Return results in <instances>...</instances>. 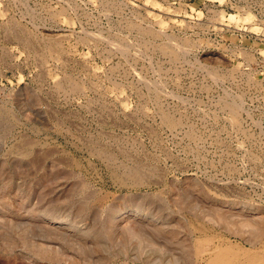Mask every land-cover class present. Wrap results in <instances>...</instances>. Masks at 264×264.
Segmentation results:
<instances>
[{
    "label": "rangeland",
    "instance_id": "1",
    "mask_svg": "<svg viewBox=\"0 0 264 264\" xmlns=\"http://www.w3.org/2000/svg\"><path fill=\"white\" fill-rule=\"evenodd\" d=\"M218 246L264 256V0H0V264Z\"/></svg>",
    "mask_w": 264,
    "mask_h": 264
},
{
    "label": "bare ground",
    "instance_id": "2",
    "mask_svg": "<svg viewBox=\"0 0 264 264\" xmlns=\"http://www.w3.org/2000/svg\"><path fill=\"white\" fill-rule=\"evenodd\" d=\"M138 31V30H137ZM139 32V31H138ZM143 32V31H142ZM148 32V31H147ZM163 32V31H162ZM145 33V32H144ZM143 34V33H142ZM28 40V39H27ZM22 42V41H21ZM98 42V41H97ZM108 43V42H107ZM31 44V43H30ZM132 44V43H131ZM24 45V44H23ZM129 45V44H128ZM175 45V44H174ZM25 46V45H24ZM145 46V44H144ZM147 47V46H146ZM37 49V48H36ZM45 49V48H44ZM142 49V48H141ZM145 49V48H144ZM168 49V48H167ZM38 50V49H37ZM127 50V49H125ZM170 50V49H169ZM171 51V50H170ZM39 55V54H38ZM172 59V58H171ZM177 60V59H176ZM45 61V60H44ZM175 61V60H174ZM178 62V61H177ZM45 64V63H44ZM43 67V66H42ZM73 82V81H71ZM76 84V83H75ZM62 85V84H61ZM77 85V84H76ZM59 86V85H57ZM60 87V86H59ZM69 87V85L67 86ZM78 88V87H77ZM56 90V89H55ZM64 90V89H63ZM156 97V96H155ZM236 106V105H234ZM238 108V107H237ZM230 110V108H229ZM234 111V110H233ZM232 112V111H231ZM233 113V112H232ZM170 118V116H169ZM230 121V120H229ZM177 124V123H176ZM173 125V124H172ZM169 126V125H168ZM170 127V126H169ZM97 151V150H96ZM105 151V150H104ZM105 153V152H104ZM250 159V158H249ZM139 170V169H138ZM134 172V171H133ZM137 172V171H136ZM138 173V172H137ZM215 246V245H214ZM199 255V254H198ZM207 264H264V256H252L241 260L239 251L228 247H215L204 255ZM200 259V258H199Z\"/></svg>",
    "mask_w": 264,
    "mask_h": 264
}]
</instances>
